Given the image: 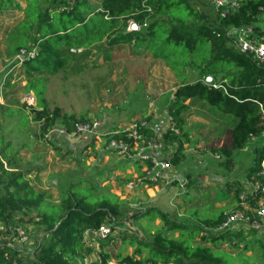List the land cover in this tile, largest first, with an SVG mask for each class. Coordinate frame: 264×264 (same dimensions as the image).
I'll return each instance as SVG.
<instances>
[{
    "label": "rangeland",
    "instance_id": "1",
    "mask_svg": "<svg viewBox=\"0 0 264 264\" xmlns=\"http://www.w3.org/2000/svg\"><path fill=\"white\" fill-rule=\"evenodd\" d=\"M88 6L91 11L99 8L97 0H89ZM22 16L21 10L13 7L0 11V160L3 159L5 167L11 165L12 170L24 172L32 190L45 195L40 212H49L52 209L49 207L58 206L70 185L83 184L97 194L116 193L127 201L121 219L141 216L138 220L132 219L133 222H124L126 233L146 243V240L158 234L181 237L178 231L170 229L172 222L182 226L185 231L200 233L203 226L199 221L215 219L227 210L224 205L225 189L214 191V188L220 189L222 184L225 185L235 176L245 178L246 168L252 165L254 152L263 146V141L250 142L248 147L251 151L248 153L246 150L234 153L232 163L226 168V157L211 150L229 147V130L235 119L224 115L218 107L208 106L197 99L186 102L189 110L183 115L182 130L188 135L187 142L183 144L177 165L172 164L173 178L170 176L175 179L181 175L180 180L186 182L183 191L173 182L168 186H155L158 191H154V194L151 189L155 187L140 192L139 186L127 177L130 174L125 171L128 163L131 165L133 162L106 148L102 140L107 132L106 127L120 125L124 126L123 129L131 120L140 118H146L153 133L164 132L170 122L167 107L173 92L181 83H191L199 78L198 71L189 66L172 69L181 59L188 58L174 54L169 59V67L164 59L156 57L153 53L162 54L163 36L159 32V39L155 40L159 45L154 47L155 52L151 49L153 53L147 50L148 40L141 48L126 45L113 47L103 42L81 49V53H73L72 60L59 68L55 75L48 68L43 69L44 76L33 74L31 80L42 81L37 89L43 92L48 87L49 95L57 96L56 105L65 112L104 124L101 137L76 140L68 135H52L44 141L38 138V124L31 121L30 107L23 103V98L32 94L35 99L33 108L37 105L36 93L25 92L28 72L23 66H15L13 61V47L21 40L13 41L10 33ZM254 27L263 32L264 40L263 16L258 18ZM255 38L260 39L257 34ZM33 66L41 70L38 62ZM53 68L56 69V66L53 65ZM50 144L67 156L63 159L58 157ZM176 149V145L168 149L163 147L159 155L172 159ZM51 153L55 159L52 162L45 160L44 156ZM234 162L237 163V170L233 167ZM174 170L177 171L176 176ZM115 184L117 187H113ZM89 187L74 190L90 197L92 192ZM160 214H166L167 221H162ZM35 222L34 211L18 212L6 224L0 222V245H9L17 250L30 248V243L40 234ZM18 231L25 240L20 239ZM240 231L244 233H238ZM124 234L116 232L105 242L93 236L91 239L98 251L95 249L83 259L76 258L74 261L77 264H94L98 257L102 258L101 247L113 246ZM225 234V240L210 245L224 264H264V226L261 231L239 227ZM199 238L193 241L194 244L200 242ZM125 247L126 243H123V249ZM128 247L124 252L133 257L137 247ZM145 253L146 249L143 257Z\"/></svg>",
    "mask_w": 264,
    "mask_h": 264
},
{
    "label": "trees",
    "instance_id": "2",
    "mask_svg": "<svg viewBox=\"0 0 264 264\" xmlns=\"http://www.w3.org/2000/svg\"><path fill=\"white\" fill-rule=\"evenodd\" d=\"M88 1L0 0V11L13 7L23 14L10 33L13 41L21 40L13 47V53L38 43L36 58L22 65L28 72L25 92L36 93L37 105L30 108L29 113L31 121L38 124V138H43L54 126L69 130L72 122L87 120L58 107L55 100L57 96L49 95L48 87L40 92L37 88L42 81L31 80L33 74L44 76L43 69L48 68L55 75L59 68L72 60L74 54L70 52L71 49L84 50L103 42L113 47L126 45L141 48L148 40L147 50L151 52L153 49L155 52L154 47L159 45L155 40L159 39L160 32L163 36L162 54L151 53L164 59L168 66L171 65L169 59L172 55L184 56L188 59H181L172 69L189 66L198 71L199 77L194 82L181 83L173 92L167 107L170 123L178 130V133H174L167 129L161 139L164 148L176 145L171 164L177 165L183 144L187 142L188 135L182 130L183 115L189 110L187 101H203L235 119L229 131V147L211 150L212 153L218 152L226 157V168L230 166L234 151L243 149L251 140L261 139L264 129L261 117L262 111L264 112V64H258L252 56L239 52L233 38L227 33L232 28H252L254 35L257 34L260 38L255 39L264 42L263 32L254 27L260 16L264 18V0H238V9L225 18L220 17L219 12L205 0H149L146 3L141 0H97L99 8L93 11L90 10ZM147 8L151 11H147ZM130 22H134L140 30L127 33ZM37 62L41 67L40 71L37 70L40 68L33 66ZM207 77L211 78L213 84L225 82V90L210 87L211 83L203 81ZM50 88L52 89L51 86ZM143 133L146 136L152 135L151 130ZM119 138V135H105L102 140L106 147L110 140ZM52 148L58 157L63 159L67 156L61 154L59 148ZM262 157L261 146L255 150L253 166L246 174L252 185L260 180L258 173ZM2 160L0 222L6 224L18 212L34 211L37 218L35 225L40 234L26 250L0 245V264H77L74 261L76 258L83 259L91 252L84 242L86 232H96L104 224L112 228L123 226L126 220L133 222L132 219L138 220L141 217L121 219L124 217L123 200L110 192L94 193L89 186L83 184L75 187L70 185L58 206L49 207L52 208L49 212H40L45 195L34 192L25 173L12 170L11 165L5 167ZM88 187L92 192L90 197L74 190ZM232 192L238 205L235 209H238L239 196L243 190L239 188ZM248 204L250 208L254 207L252 200ZM159 216L162 221L168 219L166 214ZM223 219L224 214L221 213L215 219L201 221V224L203 227H214ZM21 220L22 217L19 221ZM169 226L172 231H178L181 237L158 234L142 243L135 236L125 233L121 237L123 243L136 246L137 250L133 257L116 259L120 262H132L136 260L134 257H139L138 262L152 264H224L210 245L225 240V233L205 238L198 232L185 231L174 222ZM199 236L200 242L194 244L193 241ZM145 249L147 253L143 257ZM101 255L105 261L110 259L111 254L102 246Z\"/></svg>",
    "mask_w": 264,
    "mask_h": 264
},
{
    "label": "built area",
    "instance_id": "3",
    "mask_svg": "<svg viewBox=\"0 0 264 264\" xmlns=\"http://www.w3.org/2000/svg\"><path fill=\"white\" fill-rule=\"evenodd\" d=\"M146 3L149 0H141ZM211 4L220 14V17L225 18L229 14L235 12L239 3L238 0H205ZM147 11H151L147 8ZM144 27V26H143ZM137 30L140 27L137 26ZM234 40L236 48L242 54H247L253 57V59L258 64H264V42H259L255 39L254 31L252 28H232L227 33ZM39 47L38 43L30 46L29 48H21L14 55L13 61L15 66H22L26 62H29L36 58L38 55ZM73 53H81V49H71ZM225 82L211 83L210 87L213 89H224ZM24 106L32 108L35 99L32 94H27L23 98ZM263 124H264V112L261 114ZM146 118H140L137 120H132L128 126L120 130L107 131L105 135H119V139H112L106 145V148L113 150L118 156L126 158V160L139 163L142 166V177L141 181L148 185L158 186L164 185L168 186L173 182H176L177 188L180 191L184 190V185L186 182L180 180H175L170 178V173L172 171L171 158L169 156H160L159 153L162 151L161 139L163 134L167 129L171 132L178 133V130L169 122V126L162 133H153L151 136H146L143 132L150 130L147 124ZM102 124L100 121H87V122H72L70 129L65 127L54 126L47 134H45L42 140L48 139L52 135H68L73 139H90L95 137H101ZM103 135V136H105ZM102 136V137H103ZM261 140L263 141V157L260 161V172L257 180L252 188L248 191H244L240 194L239 208L224 214L223 221L214 227H203L200 232L201 237H212L218 236L226 233L232 229L239 227L248 228L253 231H261L264 226V129L261 135ZM131 188V186H128ZM180 194V193H179ZM252 200L254 202V207L250 208L248 201ZM126 224V223H125ZM124 224V225H125ZM115 226L112 228L108 224L102 225L96 232H86L84 237V242L86 246L91 249L92 253L98 248L94 246L92 237L88 234L95 236L94 238L100 241L106 240L113 236L114 233H126L127 229L125 226ZM18 236L21 240H25L21 237V233L18 231ZM137 235V234H136ZM26 242V241H25ZM136 262V263H135ZM94 264H152L145 262H138V260H133L132 262H120L119 260L107 259L103 260L99 257Z\"/></svg>",
    "mask_w": 264,
    "mask_h": 264
},
{
    "label": "crops",
    "instance_id": "4",
    "mask_svg": "<svg viewBox=\"0 0 264 264\" xmlns=\"http://www.w3.org/2000/svg\"><path fill=\"white\" fill-rule=\"evenodd\" d=\"M225 115V114H224ZM132 121V120H131ZM33 122V121H32ZM35 123V122H34ZM37 124V123H36ZM129 124V123H128ZM128 124H126V126H128ZM102 125H104V124H102ZM122 125H124V124H122ZM125 126V127H126ZM119 127H121L120 125L119 126H116V127H114V125H112L111 127H106V129H105V131H114V130H118V129H122V127H124V126H122L121 128H119ZM230 130H231V128H230ZM229 130V131H230ZM252 141H254V140H251V141H249L247 144H246V146L243 148V149H240V150H237L238 152H240V151H247V153L248 152H250L251 151V148H249L248 147V145L250 144V142H252ZM258 149V148H257ZM237 151H234L233 153H232V155H231V157H233V154L234 153H237ZM47 152V151H46ZM48 152L50 153V152H52L51 150H48ZM47 152V153H48ZM255 153V152H254ZM52 155V153L51 154H48V156H44V159L46 160V159H48L50 162H52L55 158L53 157V156H51ZM39 156V155H38ZM251 160H253V156H251ZM230 160H231V158H230ZM252 162V161H251ZM232 162H230V164H231ZM253 163H254V160H253ZM253 163H252V165H249L248 166V168H246L247 170L249 169V168H251L252 166H253ZM128 168H125V171L128 173V174H130V175H124V176H127V177H129L130 179H132V181H134L136 184H137V186H139V189H140V192H144L147 188L149 189L150 187H155V186H152V185H148V184H146L145 182H143V181H141V173H142V166H141V164H134V163H131V165H129V163H128V166H127ZM233 167L237 170L238 169V167H237V163L236 162H234V164H233ZM236 170H234V171H236ZM176 172L177 171H175L174 170V174H175V176L177 175L176 174ZM236 173V172H235ZM170 176H171V178H173V173L171 172V174H170ZM181 175H179L178 177L176 176V178H175V180H180L181 178ZM181 181V180H180ZM211 185L213 184V182L212 183H210ZM117 184H115L113 187H117L116 186ZM223 186H225L224 188H223ZM242 189L243 190V192L244 191H248V190H250L251 188H252V183L249 181V180H247V178H246V176H245V178H239V177H237V176H235V178H232V179H230L227 183H225V185H221L220 186V189L218 188V187H215L214 188V191H217V190H224L225 189V193H227L226 194V202L224 203V205L227 207V210H224L222 213L223 214H226V213H228V212H230V211H233L238 205H237V201L235 200V196L233 195V192L232 191H235V190H237V189ZM120 189H122V188H120ZM151 191L153 192V194H154V191H158V189L155 187V188H153V189H151ZM112 193V192H111ZM112 194H114V193H112ZM127 194V193H126ZM178 194H179V192H178ZM182 194H184V193H182ZM114 195H118V194H114ZM127 195H129V194H127ZM118 197H119V195H118ZM120 198V197H119ZM121 200H123L125 203L127 202V201H125V198L123 197H121L120 198ZM127 200V199H126ZM173 202V201H172ZM201 221H203V220H201ZM201 221H199L200 223H201ZM153 225V224H152ZM155 225V224H154ZM157 226V225H156ZM154 227V226H153ZM244 233V231H240V232H238V233ZM88 236L89 237H93V235H91V234H88ZM126 247H128V245H127V243H126ZM124 248L125 250L127 249V248ZM107 249V251L111 254L110 255V259H114V260H118V259H116V257H118L119 258V255H120V258H123L124 256V254H125V256H129L126 252H124V249H123V242H122V240H119V242L118 243H116V244H113V246L111 245V246H109V248H106ZM128 249H129V247H128ZM124 252V253H123ZM122 255V256H121ZM131 255V254H130Z\"/></svg>",
    "mask_w": 264,
    "mask_h": 264
},
{
    "label": "water",
    "instance_id": "5",
    "mask_svg": "<svg viewBox=\"0 0 264 264\" xmlns=\"http://www.w3.org/2000/svg\"><path fill=\"white\" fill-rule=\"evenodd\" d=\"M137 31V25L134 22H130L128 27H127V33H132V32H136ZM203 81L206 84L211 83V78L207 77V78H203Z\"/></svg>",
    "mask_w": 264,
    "mask_h": 264
}]
</instances>
